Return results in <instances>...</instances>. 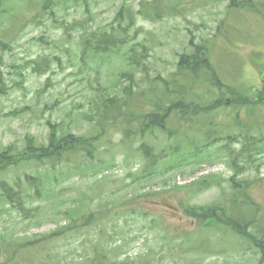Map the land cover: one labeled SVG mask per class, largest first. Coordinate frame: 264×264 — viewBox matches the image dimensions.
Segmentation results:
<instances>
[{
    "label": "rangeland",
    "instance_id": "374dc122",
    "mask_svg": "<svg viewBox=\"0 0 264 264\" xmlns=\"http://www.w3.org/2000/svg\"><path fill=\"white\" fill-rule=\"evenodd\" d=\"M140 1L0 2V41L5 43L0 44V68L7 86L6 93L0 94V151L10 146L7 158L27 154L26 137H33L34 144L46 143L47 121L56 124L58 131L69 126L75 135L99 130L95 103L109 93L123 96L128 82L120 78V73L129 66L121 53L93 57L83 50V39L94 31L108 30L122 3L136 11ZM246 1L250 7L237 9L228 7L229 0H157L161 10L158 16H151V12L150 18L136 14L128 40L129 44L147 46L148 70L147 74L134 72L139 82L135 90L154 83L157 75L169 78L178 56L192 51L190 39L205 44L222 82L247 93L252 87L259 88V71L264 66V0ZM175 3L180 6L177 11L171 9ZM26 61L29 64L25 65ZM38 68L46 71L39 73L35 70ZM197 88L193 90L207 98L220 94L208 81ZM210 89L212 95H208ZM87 113L92 114L90 121L85 118ZM233 113L231 108L219 109L209 116L219 123L217 129L222 135L238 131L227 126ZM238 113H246L245 108ZM260 113L264 114V107L254 109V117L247 123L263 121ZM257 130L256 126L252 133L257 134ZM119 137L116 130H111L93 157L71 155L67 166L56 164L49 169L50 179L44 180L49 183L55 175L56 180L49 192L40 197L33 195L32 206L38 207L36 216L26 219L0 200V235L17 242L63 225L67 221L63 213L66 207L75 205L84 212L109 210L98 223L78 227L76 232H67L44 246L18 252L10 264H98L93 258L95 251L106 253L107 264H259V256L243 235L224 225H216L219 230L202 229L201 223L185 216L178 207L179 199L186 197L179 187L204 174H215L223 178L222 183L193 194L188 202L207 206L220 200L223 206L230 205L232 187L225 179L232 173L231 162L226 151L220 149L221 143L211 144L198 160L144 182L133 175L142 169L144 158L133 148L119 144ZM146 140L156 149L175 144L158 133H148ZM201 143L202 140L198 142ZM132 145L137 146V141ZM240 145L234 143L232 148ZM260 157L263 165L259 176L264 178V155ZM90 164H96L95 173ZM48 167L27 159L11 163L1 169L0 183L13 185L16 181L22 191L28 187L26 174L39 175ZM73 167L87 170L81 173ZM255 176L249 170L240 178L249 181L247 194L259 204L256 218L261 219L264 179L258 181Z\"/></svg>",
    "mask_w": 264,
    "mask_h": 264
},
{
    "label": "trees",
    "instance_id": "16d2710c",
    "mask_svg": "<svg viewBox=\"0 0 264 264\" xmlns=\"http://www.w3.org/2000/svg\"><path fill=\"white\" fill-rule=\"evenodd\" d=\"M140 2V9L136 11H133L126 3H122L108 30L94 31L83 39V50L88 51V54L93 57L121 53L129 66V70L120 73V78H125L128 82L123 87V96L117 95L116 92L109 93L100 96L99 102L95 103L97 107L95 124L99 130L91 134L75 135L71 133L69 126L66 130L58 131L56 124L47 121L46 143L34 144L33 137H26L27 146L24 150L28 152L26 155L18 154L15 159L7 158L10 151V146H7L4 151H0V169L25 159L42 167H49L39 175L26 174L28 187L22 191H20V184L16 181L13 185L1 181L0 200L5 205L7 204V209H12L26 219L36 216L38 207L32 206L33 195L40 197L49 192L52 190V181L56 180L55 175L49 183L45 181L50 179L49 169H54L56 164L67 166L71 155L93 157L94 151L99 148L103 137L111 130H116L119 133V144L133 148L144 158L142 169L133 174L136 180L144 182L147 181L146 179L157 176L158 173L179 169L185 162L189 164L198 160L211 144L221 143L220 149L226 151L231 162L232 173L225 179L232 187L231 200L228 201L230 205L223 206L220 200L207 206H197L188 202L193 194L213 185L219 186L222 183L223 178L215 174H204L179 187L186 197L179 199L178 207L185 216L195 219L204 227L224 222L235 233L240 234L239 232L243 231L244 237L253 240L257 245L258 241H256L255 235L248 233L247 229L256 226L258 231L263 233L264 227L257 224L254 217L248 218L242 212L244 211L243 207L248 205L249 181L240 178V176L252 170L256 175L255 180L264 179L259 176V167L263 165V158L261 159L260 156L264 155V128H257V134L252 133L258 124L262 123L264 126V120L247 123L250 122V117H254V109L264 107V92L261 89L262 86L264 87L262 78L264 66L259 71L260 87H252L247 93L243 89H238L240 87L222 82L209 60L205 44H196L190 39L192 51L181 53L178 56L176 68L170 73L169 78L157 75L153 79L154 83L141 90H135L139 82L135 80L134 72L140 71L147 74L148 69L145 61L148 48L144 43L129 44L128 31L135 24L136 14L150 18L149 12H151V16L154 14L158 16L161 11L159 4L156 3L157 0H141ZM245 5L250 7L246 0H229L228 2L229 8L236 6L241 9L246 8ZM171 9L176 11L180 9L179 3L172 4ZM0 44L5 46L2 41ZM137 45L140 46L139 51H137ZM26 64H29V61H26ZM35 70L39 73L46 71L44 68ZM19 74L21 75V73ZM207 81L220 91L219 95L217 93L215 96L207 98L204 94L194 91L198 89L197 86L203 85ZM212 89L208 90V95H212ZM6 91V84L0 72V94ZM201 97L204 100H201ZM229 108H231V113L233 111L234 113L231 114V121L227 126L232 129L238 128V131L231 130V133L226 132L224 136L217 129L219 123L211 120L209 116L219 109ZM244 108L246 113H238ZM250 109L251 111L247 113ZM260 115L264 114L260 113ZM200 117L204 118L201 120ZM85 118L91 119L92 114L87 113ZM205 129L206 131H204ZM148 133L151 135L158 133L166 140H174L175 144L168 143L164 146H157L156 149V145L146 140ZM198 137L200 138L197 140ZM200 140L202 143L198 144ZM134 141H137L135 147L132 145ZM238 142L241 143L240 147L232 148V144ZM204 156L209 157L210 155L205 154ZM96 167V164H90L94 173ZM73 169L81 173L87 170L85 167H73ZM240 188L243 189L239 190ZM254 206L253 210L255 211L258 207L255 204ZM95 212H84L80 207L74 205L63 210L67 216V223L57 224L47 233L24 237L20 242L13 238L8 239L6 235H0V264H10L16 254L25 251V249L44 246L52 240L61 238L67 232H76L78 227H87L95 222L98 223L109 210ZM97 244L99 243L97 242ZM260 251L264 256L263 244ZM93 258L98 260V264H107L106 253L100 255L95 251ZM126 264H130V262H126Z\"/></svg>",
    "mask_w": 264,
    "mask_h": 264
},
{
    "label": "flooded vegetation",
    "instance_id": "af4514ba",
    "mask_svg": "<svg viewBox=\"0 0 264 264\" xmlns=\"http://www.w3.org/2000/svg\"><path fill=\"white\" fill-rule=\"evenodd\" d=\"M261 89H263V92H264V87L262 86Z\"/></svg>",
    "mask_w": 264,
    "mask_h": 264
}]
</instances>
